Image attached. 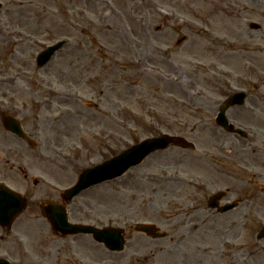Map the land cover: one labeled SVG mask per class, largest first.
Wrapping results in <instances>:
<instances>
[{
  "label": "rangeland",
  "instance_id": "1",
  "mask_svg": "<svg viewBox=\"0 0 264 264\" xmlns=\"http://www.w3.org/2000/svg\"><path fill=\"white\" fill-rule=\"evenodd\" d=\"M0 2V22L8 25H0V75L9 88L24 78L29 81L30 95L21 99L36 100L41 95L47 104L58 96L73 104L69 151L76 173L100 156L148 136L182 135L195 144L193 151L169 147L156 152L123 176L83 192L74 199V212L163 216L169 207L201 195L195 182H210L207 192L224 187L210 176L215 167L208 159L213 140L198 136L217 131L216 107L230 87L250 84V99L264 97V0H245V7L236 8L234 44L226 38L228 12L225 20L222 14L216 21L211 18L206 32L187 31L180 20L185 10L190 16L199 10L183 0ZM252 22L259 28L249 29ZM183 36L193 42L179 44ZM211 38L227 41L235 51L220 57L223 43H217V52H210L204 42ZM59 39L69 44L54 56L55 62L60 68L69 63L73 74L37 71L36 54ZM186 70L196 88L187 85ZM258 85L261 90L255 89ZM107 142L110 153L104 154ZM167 181L176 191L169 204ZM185 181L196 187L183 191Z\"/></svg>",
  "mask_w": 264,
  "mask_h": 264
},
{
  "label": "flooded vegetation",
  "instance_id": "2",
  "mask_svg": "<svg viewBox=\"0 0 264 264\" xmlns=\"http://www.w3.org/2000/svg\"><path fill=\"white\" fill-rule=\"evenodd\" d=\"M203 1L201 12L209 14L189 19L209 26L211 18L216 21L222 14L225 20L224 12H228V24L223 22V26L228 28V42L234 44V12L246 6L245 0ZM184 37L181 40L188 42ZM223 44L220 57L226 58L235 50L233 45ZM51 65L44 71L56 76L72 74L69 63L61 68L56 62ZM184 75L192 86L187 70ZM245 85L247 88L242 84L230 88L245 89L249 106H234L226 112L228 120L245 129L248 137L218 127L198 136L213 140L208 159L215 167L210 176L224 186L213 207L208 206L211 193L204 190L210 182L200 180L195 183L200 184L201 195L195 201L169 207L163 216L140 217L144 214L74 212V202H65L58 189L75 176L73 165L59 152L67 148L73 134V104L58 96L47 104L41 95L24 100L21 98L29 97L30 88H9L1 82L0 184L22 190L25 208L10 224L0 225V259L8 264H264V237L259 236L264 227V97L250 99L251 85ZM17 126L19 134L12 131ZM167 182L169 204L176 191L170 190L173 182ZM184 183L183 191L196 187L192 181ZM228 205L231 208L226 209ZM61 210L71 225L114 230L119 243L115 237L97 241L93 234L75 233L72 227L68 234L54 230L52 222Z\"/></svg>",
  "mask_w": 264,
  "mask_h": 264
},
{
  "label": "water",
  "instance_id": "3",
  "mask_svg": "<svg viewBox=\"0 0 264 264\" xmlns=\"http://www.w3.org/2000/svg\"><path fill=\"white\" fill-rule=\"evenodd\" d=\"M62 43H58L56 45H53L52 47L48 48L47 52H53ZM44 61L40 60V64H43ZM243 94H235V97H231L227 103H224L220 106V112L217 117V122L219 125L223 126L225 131H231L233 130V126L229 125L227 123V120L224 116L225 108L228 105H233L235 100H240V96ZM236 132H241L240 130H236ZM169 145L177 146L180 148H193L192 143L187 141L185 138L180 136H174L169 134H161L157 137L147 138L143 140L142 142L135 144L128 149H126L121 154L117 155L116 157L112 158L111 160H108L104 162L101 165H98L91 169H86L82 171V173L79 176V183L71 189H68L66 191V196L69 198L72 197L82 189L91 186L93 184L99 183L103 180H108L119 176L123 172H125L129 167L134 166L138 163H140L144 157H146L151 152H154L155 150H161L165 149ZM3 192L0 191V196L4 195H10L15 198V200L18 203V194L14 193L6 188H0ZM1 201V200H0ZM22 204V203H21ZM22 206V205H21Z\"/></svg>",
  "mask_w": 264,
  "mask_h": 264
}]
</instances>
